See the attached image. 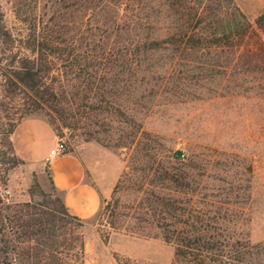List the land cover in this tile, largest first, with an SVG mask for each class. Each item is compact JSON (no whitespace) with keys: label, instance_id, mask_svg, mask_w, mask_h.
<instances>
[{"label":"trees","instance_id":"obj_1","mask_svg":"<svg viewBox=\"0 0 264 264\" xmlns=\"http://www.w3.org/2000/svg\"><path fill=\"white\" fill-rule=\"evenodd\" d=\"M13 9L23 33L6 25L0 6V141L10 165L0 170V264H85L84 221L53 183L46 191L35 175L28 199L6 191L9 170L24 162L11 135L39 110L59 138L68 128L105 146L135 143L99 211L105 238L110 228L158 233L174 246L171 264H264V240L229 226L239 217L233 202L204 192V167L179 151L155 152L137 118L172 72L189 66L264 77V13L252 22L234 0H13ZM163 52L168 61L156 59ZM17 98L13 117L8 103ZM130 189L139 196L124 202Z\"/></svg>","mask_w":264,"mask_h":264},{"label":"rangeland","instance_id":"obj_2","mask_svg":"<svg viewBox=\"0 0 264 264\" xmlns=\"http://www.w3.org/2000/svg\"><path fill=\"white\" fill-rule=\"evenodd\" d=\"M234 1L252 22L264 13V0ZM0 6L6 25L14 32L23 33L24 25L15 15L13 0H0ZM169 57L168 52H163L156 59L168 61ZM202 59L214 61L215 58L204 56ZM219 60L225 61V58ZM21 101L19 98L9 101L11 116H17ZM30 116L46 119L40 110ZM138 117L143 128L151 134L144 143L154 146L155 152L166 156L179 151L186 162L192 158L204 167L203 180L208 185L204 192L214 191L219 194L218 198L233 202L231 212L239 217L229 223L232 230L252 242L264 240L263 73H244L233 67L210 65L177 70L150 101L149 109L139 112ZM64 132L59 138L65 143L64 151L79 149L101 175L104 189L113 181L119 161L123 172L135 155V143L123 147L105 146L73 135L68 128ZM52 140L49 131H43L39 138L42 149ZM96 145L103 148L98 149ZM6 150V145L0 141V170L10 166L4 162L8 159L4 154ZM45 169L36 171L25 160L13 166L9 170L6 191L18 199H28L27 189L35 175L42 187L50 191L48 162ZM190 171L193 177L200 178L196 174L198 168ZM138 196L135 190L122 192L124 202L134 201ZM96 205L95 198L91 199L81 214L86 239L85 264H171L175 260L174 246L158 233L143 235L110 228L105 238L108 227L99 224L100 210Z\"/></svg>","mask_w":264,"mask_h":264},{"label":"crops","instance_id":"obj_3","mask_svg":"<svg viewBox=\"0 0 264 264\" xmlns=\"http://www.w3.org/2000/svg\"><path fill=\"white\" fill-rule=\"evenodd\" d=\"M43 131H49L53 138L44 150L39 141ZM11 138L15 152L36 171H44L45 165L47 162L49 163L50 175L48 178L50 183L55 185L69 210L80 217L82 210L89 206L91 199L95 198L98 211L101 209L104 199L110 196L123 170L119 161L118 171L113 181L108 189H104L101 183V175L79 153V149L50 155V149L56 146L59 137L47 119L42 117L28 116L23 118L15 127ZM97 147L98 149L103 148Z\"/></svg>","mask_w":264,"mask_h":264},{"label":"built area","instance_id":"obj_4","mask_svg":"<svg viewBox=\"0 0 264 264\" xmlns=\"http://www.w3.org/2000/svg\"><path fill=\"white\" fill-rule=\"evenodd\" d=\"M65 149V143L63 141H58V143L56 144V146L52 147L50 149L49 154L50 155H56L60 152H63ZM185 153H182V155H184Z\"/></svg>","mask_w":264,"mask_h":264}]
</instances>
